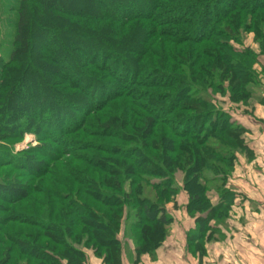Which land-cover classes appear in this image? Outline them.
I'll return each instance as SVG.
<instances>
[{
	"label": "trees",
	"instance_id": "1",
	"mask_svg": "<svg viewBox=\"0 0 264 264\" xmlns=\"http://www.w3.org/2000/svg\"><path fill=\"white\" fill-rule=\"evenodd\" d=\"M42 1L9 0L4 11L14 14L15 35L0 64V142L31 133L37 146L0 154V169L25 177L0 184V264H86V251L120 264L119 235L136 258L154 257L180 190L195 219L189 250L200 249L215 231L210 221L226 226L234 201L226 183L236 155L248 153L245 130L208 91L245 104L261 84L264 0H92L81 12L67 10L76 0H46L41 22L64 25L54 34L74 40L66 46L49 33L31 56V15ZM247 34L258 54L244 48ZM30 65L45 68L58 104L40 109L32 93L21 118L10 105L19 91L28 104L20 83Z\"/></svg>",
	"mask_w": 264,
	"mask_h": 264
},
{
	"label": "crops",
	"instance_id": "2",
	"mask_svg": "<svg viewBox=\"0 0 264 264\" xmlns=\"http://www.w3.org/2000/svg\"><path fill=\"white\" fill-rule=\"evenodd\" d=\"M255 68L259 69L258 65ZM258 87L253 91L258 96L253 105L243 106L245 109L237 106L230 114L245 130L242 139L248 153L236 155L226 183L234 193L226 226L210 221L211 231L215 229L212 238L196 242L201 246L195 252L189 250L187 234L195 231V219L187 213L188 197L180 190L175 198L177 209L172 203L166 205L172 223L157 255L136 258L131 248L129 254H122L120 264H264V79ZM181 179L182 175L177 174L179 187ZM207 197L211 204L217 203L213 192ZM85 254L86 264H103L92 252Z\"/></svg>",
	"mask_w": 264,
	"mask_h": 264
},
{
	"label": "rangeland",
	"instance_id": "3",
	"mask_svg": "<svg viewBox=\"0 0 264 264\" xmlns=\"http://www.w3.org/2000/svg\"><path fill=\"white\" fill-rule=\"evenodd\" d=\"M9 0H0L1 3V11H0V64L2 65L3 63L7 62L9 59V53L12 50V40L15 35V29L14 25L12 24L14 22V14H12V17L10 18L8 13H5L6 11V6ZM48 2L46 0H43L41 4L39 5V9L37 11L32 12V26L36 27L38 30L33 32L31 35V38L26 41V47L28 49V52L30 53L31 56H35L34 54L38 55L41 50V46L46 43L47 38H49V33L53 34L54 38L60 41L61 43H65L66 46L69 45V41L74 40L71 31L68 33H64L63 36H59L54 34L53 31H57L59 29L61 30H66V27L64 25H61L60 27H47L43 22H41L39 18L40 14V9L43 8L44 11L47 10ZM94 9V4L92 0H76L75 3H73L71 6L67 8L69 11L73 12H81L84 10H91ZM41 25V28H39ZM39 26V27H38ZM51 30L52 32H50ZM57 36V37H56ZM59 38V39H58ZM242 44L244 45V48H251L254 50L257 54L259 53L258 47L255 43L253 35H242ZM50 48H54L53 44H49ZM67 49V48H66ZM65 51H69V53L73 54V50L68 49ZM120 52L122 54L128 53V48L127 46L123 47ZM259 66H264V57H259ZM33 68L32 65L27 68L25 71V78L21 79L20 85L23 86L26 91L28 92L25 98H30L28 104L25 103V101L22 100L23 95L22 91H19V93H16L12 96L13 101L11 103V109L12 107H15L16 103L19 104V110H17L18 117H21L20 114L22 112L29 111L30 109H33V106L31 105L32 100L30 95L33 93L35 95V98H33V101L38 108H42L41 102L45 103V105L48 104H53L54 102L58 104V100L54 97H50V93L46 91V81H50L48 78L47 72L45 71V68L39 67L38 65ZM256 69V68H255ZM257 74H261L260 69H257ZM263 75V74H262ZM263 76H260V79H262ZM224 86L227 87V83H224ZM45 88V90H44ZM259 87H256L254 90H256ZM253 90V91H254ZM209 93V98L212 101V103H217L218 108L222 107L225 113L231 114L233 113L232 111L234 110L233 108L239 107L241 109H245L251 105H253L252 101L253 99L258 98L257 95L252 94V98L250 101H248L245 104L242 103H232V104H227V99L225 97H221L218 94H214L212 91H208ZM80 96V95H79ZM78 96V97H79ZM77 97V96H76ZM80 96L79 98H81ZM11 99V98H10ZM61 99V98H60ZM61 102V101H60ZM63 104V103H62ZM80 104V103H79ZM17 106V105H16ZM232 106L231 108H229ZM245 108H244V107ZM241 109H237V114H241ZM69 113V111H67ZM22 118V117H21ZM19 118V119H21ZM22 121L15 120V124H20ZM37 136L32 135L31 133H26L21 140L18 139H11L7 138L6 140L0 142V154L2 153L5 154L4 152L8 151L10 156L14 157L19 155L22 151L27 150L28 148H32L37 146ZM70 162V161H69ZM36 169L40 168L39 164L34 166ZM7 174L8 178L3 179L4 175ZM19 173L12 171L10 169H0V184L5 183V182H12L14 179L16 181L24 180L25 177L19 178L18 175ZM60 174V173H59ZM181 174V173H177ZM176 174V176H177ZM28 182V181H27ZM4 194L5 191H2ZM8 196V195H7ZM119 239L122 243V249H123V254H129L131 248L133 249L132 244L127 240L122 237V235H119Z\"/></svg>",
	"mask_w": 264,
	"mask_h": 264
}]
</instances>
